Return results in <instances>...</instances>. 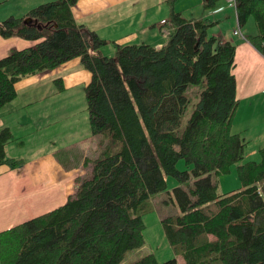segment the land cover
<instances>
[{"label": "trees", "instance_id": "trees-1", "mask_svg": "<svg viewBox=\"0 0 264 264\" xmlns=\"http://www.w3.org/2000/svg\"><path fill=\"white\" fill-rule=\"evenodd\" d=\"M75 1H47L0 20V36L37 41L0 58V108L15 97L16 82L79 57L91 73L84 88L89 131L104 139L90 175L75 179L63 204L0 231V264H122L142 246V212L166 190V176L178 180L180 212L162 223L185 264H264V147L259 161H243L248 142L232 131L235 45L208 35L216 22L186 19L170 7L159 26L168 31L165 44H116L109 57L100 51L106 41L74 19ZM219 1L204 0V7ZM235 4L240 27L253 18L256 33L246 39L264 54V0ZM192 84L201 86L199 99L177 131ZM12 139L2 127L0 165L15 168L23 161L6 156ZM181 158L190 171L178 170ZM233 164L241 187L220 193L217 176ZM128 264L179 263L149 253Z\"/></svg>", "mask_w": 264, "mask_h": 264}, {"label": "crops", "instance_id": "crops-1", "mask_svg": "<svg viewBox=\"0 0 264 264\" xmlns=\"http://www.w3.org/2000/svg\"><path fill=\"white\" fill-rule=\"evenodd\" d=\"M9 1L0 0V7ZM46 1L39 0L38 3ZM164 3L165 0H76L71 10L74 19L78 23L94 30L105 41L112 40L116 44L123 45V43L131 44L136 39H140L143 43L160 48L166 43L168 36L164 33L166 30L159 27L169 17L170 13V8L166 7ZM28 6L31 5L25 4L21 8L20 17L30 9L27 8ZM159 6L162 8L151 12L150 17L138 19L140 15H144V11H147L149 7ZM219 7L222 9L216 13L221 12L224 6L213 7ZM175 11L181 13L180 10ZM206 12H209L210 16L216 14L212 13V8H210L205 9L202 15L191 19H204L206 18ZM10 16L17 17V15ZM217 21L214 20L215 24H217ZM149 26L148 36H142L144 29ZM156 28L163 34V41H158L157 32L154 30ZM233 30L229 34H212L218 39L230 41L235 45L233 73L236 79L238 106L232 120V131L239 133L246 139L249 137L248 132L250 130V136L257 140L256 145L260 148L264 146V54L246 39L245 34H242L243 36L234 35ZM36 42L18 36L6 38L0 36V58L7 55L12 49L25 48ZM72 65L80 66V58H72L55 69L64 72L66 67ZM75 73L76 77L79 76L80 79L73 80V76L64 73V79L61 78V83L65 82L66 87L78 83H85L86 85L91 79V73L81 66ZM31 76L39 77L37 73ZM19 82H16L15 87ZM0 109V129L6 126L4 119L8 116L14 120L22 119V121L16 123L17 126L15 127L21 130L18 132L19 135L15 137L11 130L13 127L8 125L11 128L9 129L12 132L13 139L6 145L5 152L7 157L23 161L21 166L15 168H10L5 164L0 165V231H2L63 204L67 197L74 193L77 185L75 179L79 178L82 167L62 163L56 158L54 151L51 149L26 160L16 154L19 150H22L18 147H24L25 145L24 129L27 127L26 122L29 121L24 118L25 112L34 113L33 125L39 131H42L40 127L45 121L48 126L53 125L52 128H54L55 114H57L54 108L6 107ZM47 117L49 118L45 120ZM11 148L13 153H8ZM86 169L87 171L91 170V161Z\"/></svg>", "mask_w": 264, "mask_h": 264}, {"label": "rangeland", "instance_id": "rangeland-1", "mask_svg": "<svg viewBox=\"0 0 264 264\" xmlns=\"http://www.w3.org/2000/svg\"><path fill=\"white\" fill-rule=\"evenodd\" d=\"M38 1L39 0H10L8 3H5L2 5V7H0V20H3L10 15H17V17H20L22 10L21 8L25 4L31 5L27 7L31 9L32 7L42 3H38ZM164 5L166 7L168 6L169 8L173 7L174 10H180L182 16L187 19L202 15L206 9L203 5V0H175L172 6H170L165 1ZM218 5L224 6L221 12L211 16L209 12L205 13L206 18L204 19L211 21L218 20L217 24L208 27V35L229 34L238 26L235 8L227 7V2L225 0L217 2L215 6ZM160 6L154 8L149 7L147 11H144V15H140L138 19L150 17L151 12L158 8H162ZM9 8L11 9L9 10ZM154 30L157 32L158 41H163L164 37H162L163 34L159 31V29L156 28ZM149 32L150 26L144 29L142 36H148ZM241 32L245 35L256 33V27L252 17H249L246 23L241 27ZM140 43H143L142 40L136 39L135 42L131 44ZM126 44L129 43H123V45ZM116 49L117 45L112 40H107L106 43L100 48L101 53L109 57L115 56ZM80 66L84 68L81 62ZM80 66H68L65 68L64 72L57 71L55 68L48 69L37 73L39 76L38 78L28 76L21 79L19 84L15 87V97L2 107L54 108L57 112V114H55L56 117L54 128H52L53 125L48 126L45 121L40 127L42 131H39V129L33 125L34 113H27L24 111V118L29 120L26 122V129H24L25 145L24 147H18L22 150H19L16 154L22 156L23 159L26 160L30 159V157H33L34 155L51 149L54 151L56 158L62 163H68L70 165L82 167V171L79 172V178L90 175V171H87L86 169L87 165L96 156L97 152L99 153L101 148L100 143L103 142L104 139H102L103 136L101 134L92 136L89 133L88 111L86 107L84 89L86 86L85 83H78L72 86L67 85L68 87H66L65 82L59 83L55 79L63 78L64 73H69L71 76H73V80L80 79L79 76L76 77L75 73L79 70ZM200 89L201 86L195 84L189 85L186 89L188 103L184 113L182 114L180 125L177 128V131H181L189 119L196 102L199 99ZM48 118L49 117H47L45 120ZM4 120L6 121V126L11 125L13 127L11 129L8 126L13 131L14 137L19 135L18 132L21 129L16 128L15 126H17L16 123H18V121H22V119L14 120L12 117L8 116ZM248 135L249 137L246 138L248 144L244 151L243 161H259L260 155L258 151L259 147L256 145L257 140L250 136V130ZM8 153H13L12 148ZM191 167V164H186L185 160L182 158L177 162V168L180 171H190ZM217 182L218 191L220 193H225L240 188L241 182L237 175L236 164L231 165L228 172L219 174L217 176ZM178 184L179 183L176 177L166 176V190L152 195L147 200L145 209L142 212V220L144 223V242L142 246L127 251L122 264L133 262L149 253H152L158 262L175 257L180 264H185L183 256L181 254H177L174 248L170 245L165 235L164 226L162 223L163 218L170 215H176L180 212L173 192V188ZM205 238L212 239L213 237L206 235Z\"/></svg>", "mask_w": 264, "mask_h": 264}, {"label": "built area", "instance_id": "built-area-1", "mask_svg": "<svg viewBox=\"0 0 264 264\" xmlns=\"http://www.w3.org/2000/svg\"><path fill=\"white\" fill-rule=\"evenodd\" d=\"M225 1L227 2V6H229L231 8H235V6H236L235 0H225ZM221 9H222L221 7L215 8L212 10V13H216V12L220 11ZM164 30H166V29H164ZM164 33L168 34V31L166 30V31H164ZM233 34L243 36L239 26L233 30Z\"/></svg>", "mask_w": 264, "mask_h": 264}, {"label": "water", "instance_id": "water-1", "mask_svg": "<svg viewBox=\"0 0 264 264\" xmlns=\"http://www.w3.org/2000/svg\"><path fill=\"white\" fill-rule=\"evenodd\" d=\"M26 21H27V22H30V21H31V19H30V18H28V19H26Z\"/></svg>", "mask_w": 264, "mask_h": 264}]
</instances>
